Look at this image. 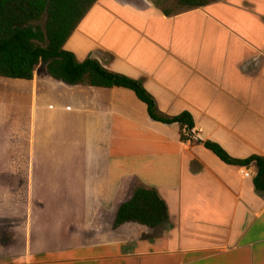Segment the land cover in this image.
<instances>
[{
	"label": "crops",
	"instance_id": "crops-1",
	"mask_svg": "<svg viewBox=\"0 0 264 264\" xmlns=\"http://www.w3.org/2000/svg\"><path fill=\"white\" fill-rule=\"evenodd\" d=\"M64 49L140 82L162 115L191 113L195 139L235 159L264 158V0H216L170 16L153 0H98ZM37 69L30 82L0 78V264H264L255 165H228L203 144L181 141L180 125L154 121L130 89L50 76L48 84ZM41 104L50 115L58 108L83 117L101 142L86 171L70 168L68 192L54 187L61 225L46 238L36 217L4 208L8 191L49 190V165L32 142ZM138 187L165 202L163 226L115 227ZM79 237L108 240L70 244ZM49 240L54 248L44 250Z\"/></svg>",
	"mask_w": 264,
	"mask_h": 264
},
{
	"label": "trees",
	"instance_id": "trees-1",
	"mask_svg": "<svg viewBox=\"0 0 264 264\" xmlns=\"http://www.w3.org/2000/svg\"><path fill=\"white\" fill-rule=\"evenodd\" d=\"M98 0H0V78L33 81L40 64L46 65L49 76L68 85H85L111 89L122 87L135 92L147 105L154 121L179 124L180 140L203 144L224 163L249 168L255 165L254 186L264 192V158L254 155L240 160L231 157L218 143L195 139V121L191 113L164 116L144 86L127 76L112 73L95 59L79 62L64 49L66 42ZM187 9L210 3L205 0H177ZM157 5V4H156ZM163 10V9H162ZM165 15L172 11L164 9ZM46 17L44 28L37 25ZM168 221L165 202L153 189L138 187L132 197L118 209L115 227L137 223L156 229Z\"/></svg>",
	"mask_w": 264,
	"mask_h": 264
},
{
	"label": "rangeland",
	"instance_id": "rangeland-1",
	"mask_svg": "<svg viewBox=\"0 0 264 264\" xmlns=\"http://www.w3.org/2000/svg\"><path fill=\"white\" fill-rule=\"evenodd\" d=\"M153 2L161 9H168L173 13L187 9L178 4L177 0H153ZM45 22L46 17L37 25L44 28ZM37 75L39 81L49 84L50 78L46 65L40 64ZM42 104L37 109L36 131L32 142L35 141L36 154H42L46 159V165H49L44 169L43 175L44 186L48 184L49 190L45 187L40 191H8L10 205L4 208L5 211L11 212L10 216L12 217H24L26 214L28 217H36V227L39 230L37 233L41 234L42 230V236L46 238L47 235H54L55 228L61 225V221L57 217L54 218V187L56 185L60 187L59 193L68 192L67 177L71 171L70 168L75 166L81 171H86L88 164L90 162L93 164L97 160L101 142L98 134L93 132L92 127H88V122L83 117L73 120L68 115L61 114L58 108L54 109V115H50L46 112L45 105L42 106ZM37 161H39L38 157ZM105 240L108 239L79 237L70 239V244L84 245ZM54 244L49 240L48 243L41 245L44 250H50L54 248Z\"/></svg>",
	"mask_w": 264,
	"mask_h": 264
},
{
	"label": "built area",
	"instance_id": "built-area-1",
	"mask_svg": "<svg viewBox=\"0 0 264 264\" xmlns=\"http://www.w3.org/2000/svg\"><path fill=\"white\" fill-rule=\"evenodd\" d=\"M242 173L246 178H253L254 175L249 170H243Z\"/></svg>",
	"mask_w": 264,
	"mask_h": 264
}]
</instances>
